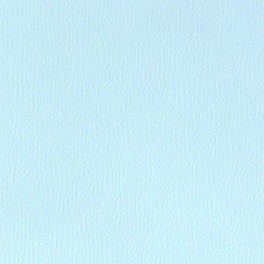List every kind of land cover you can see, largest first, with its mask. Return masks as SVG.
Here are the masks:
<instances>
[{"label": "water", "instance_id": "water-1", "mask_svg": "<svg viewBox=\"0 0 264 264\" xmlns=\"http://www.w3.org/2000/svg\"><path fill=\"white\" fill-rule=\"evenodd\" d=\"M264 264V0H0V258Z\"/></svg>", "mask_w": 264, "mask_h": 264}, {"label": "clouds", "instance_id": "clouds-1", "mask_svg": "<svg viewBox=\"0 0 264 264\" xmlns=\"http://www.w3.org/2000/svg\"><path fill=\"white\" fill-rule=\"evenodd\" d=\"M0 264H8V257L5 255L3 258H0Z\"/></svg>", "mask_w": 264, "mask_h": 264}]
</instances>
